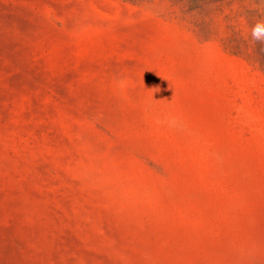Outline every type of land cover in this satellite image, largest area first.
Listing matches in <instances>:
<instances>
[{"label": "rangeland", "instance_id": "rangeland-1", "mask_svg": "<svg viewBox=\"0 0 264 264\" xmlns=\"http://www.w3.org/2000/svg\"><path fill=\"white\" fill-rule=\"evenodd\" d=\"M264 0H0V264H264Z\"/></svg>", "mask_w": 264, "mask_h": 264}, {"label": "clouds", "instance_id": "clouds-1", "mask_svg": "<svg viewBox=\"0 0 264 264\" xmlns=\"http://www.w3.org/2000/svg\"><path fill=\"white\" fill-rule=\"evenodd\" d=\"M252 38L255 40L264 39V24L258 23L252 29Z\"/></svg>", "mask_w": 264, "mask_h": 264}]
</instances>
